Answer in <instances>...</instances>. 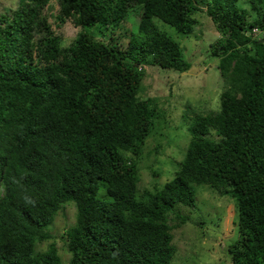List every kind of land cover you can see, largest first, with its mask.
Segmentation results:
<instances>
[{
	"label": "trees",
	"instance_id": "trees-1",
	"mask_svg": "<svg viewBox=\"0 0 264 264\" xmlns=\"http://www.w3.org/2000/svg\"><path fill=\"white\" fill-rule=\"evenodd\" d=\"M239 1L56 0L54 11L55 0H19L4 9L0 264H171L172 231L188 220L176 208L196 207L199 186L234 205L230 263L264 264V0H248L255 18ZM203 10L219 36L208 48L219 109L186 117L173 178L140 189L159 110L137 93L144 67L187 72L161 25L188 37ZM66 24L79 29L68 43ZM68 204L76 214L64 263L50 232Z\"/></svg>",
	"mask_w": 264,
	"mask_h": 264
},
{
	"label": "rangeland",
	"instance_id": "rangeland-1",
	"mask_svg": "<svg viewBox=\"0 0 264 264\" xmlns=\"http://www.w3.org/2000/svg\"><path fill=\"white\" fill-rule=\"evenodd\" d=\"M18 1L0 0V14L5 8H15ZM239 4L255 18L250 1L240 0ZM58 7L55 0L54 11ZM204 10L196 15L199 24L188 37L176 34L168 25H161V29L178 42L184 58L190 63L187 72L144 67L137 93L140 99H156L159 110L154 113L155 125L138 163L140 189H160L173 178L188 146L186 117L193 118L219 109L222 81L216 69L218 60L210 56L208 49L219 36ZM77 32L79 29L71 24L64 25L62 33L65 43L71 41ZM153 171L158 174L154 175ZM195 197L196 207L176 208L188 220L172 231L176 254L171 264H231L227 248L237 237L234 205L228 200L229 197H219L201 186L196 188ZM75 214L74 205H66L56 215L50 232L64 263L69 256L64 250L63 232L73 225ZM47 245L42 244L39 248L45 250Z\"/></svg>",
	"mask_w": 264,
	"mask_h": 264
},
{
	"label": "built area",
	"instance_id": "built-area-1",
	"mask_svg": "<svg viewBox=\"0 0 264 264\" xmlns=\"http://www.w3.org/2000/svg\"><path fill=\"white\" fill-rule=\"evenodd\" d=\"M258 30L257 29H252L251 31H249V35H252V36H256L258 34Z\"/></svg>",
	"mask_w": 264,
	"mask_h": 264
}]
</instances>
